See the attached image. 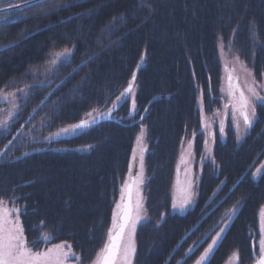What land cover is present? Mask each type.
<instances>
[{"label": "trees", "instance_id": "obj_1", "mask_svg": "<svg viewBox=\"0 0 264 264\" xmlns=\"http://www.w3.org/2000/svg\"><path fill=\"white\" fill-rule=\"evenodd\" d=\"M14 12L16 20L0 22V91L27 94L0 132V201L16 204L26 244L36 253L64 244L79 264L97 261L145 130L146 219L133 232V264H193L233 209L206 264L233 253L251 264L264 206V104L242 143L224 126L192 208L173 213L171 192L182 140L199 161L201 112L221 105L218 43L264 77V0H46ZM62 49H73L70 58L43 75ZM133 74V100H121L109 121L45 141L86 113L112 109Z\"/></svg>", "mask_w": 264, "mask_h": 264}, {"label": "rangeland", "instance_id": "obj_2", "mask_svg": "<svg viewBox=\"0 0 264 264\" xmlns=\"http://www.w3.org/2000/svg\"><path fill=\"white\" fill-rule=\"evenodd\" d=\"M7 1L8 0H0V8L9 7L7 6ZM24 1L25 0H22V2ZM14 11L16 10L13 9L3 14H0V22L7 23L16 20L20 16L19 15L20 13L19 12L16 13ZM217 50L221 65V83H220L221 105L219 109L215 111L212 115H205L203 112H201V119H202L201 132L203 133L204 141H203V152L199 161L196 160L192 147L193 145L190 140L188 139L182 140L179 146L177 168L174 174L172 192H171V197H172L171 210L173 213H182L192 208V206L194 205L196 199V189L200 179L202 164L205 162H212L213 160L212 149L215 140L218 137L222 141H224L225 139L223 133L224 126L230 123L235 133L236 142L237 144H240L243 142L246 134L249 132V129L254 124L256 115L254 118L251 117V107H252L251 105H249V108L247 110L249 112L250 118L252 119V123L247 128L243 123V117L241 115V93H243L244 97L251 98V92L249 91V89L254 88L255 91L264 94V77H262L261 80L259 81L256 80L253 77L252 72L244 65V63H242L238 59V57L231 56L222 43H218ZM72 52L73 49H62L50 54L49 61L45 64L42 74L45 76H49L55 70V68L58 66L60 62L66 61L70 58ZM26 94H27L26 88L14 90V91H0V132L8 131L10 124L13 122L18 112L19 102L26 96ZM133 95H134V90H132L129 94H127L125 98L116 100L111 108L114 109L115 107H117L121 100H125V99L133 100ZM258 103L261 102L257 101L255 103V106ZM197 107L200 111H202V103L200 99L198 100ZM91 113H92V117L98 118L99 115H101V113L99 112H91ZM92 117L86 115L85 120H91ZM66 128L70 129L71 126ZM76 133L78 132L69 131L65 133L59 130L57 132H53L52 134H50L45 141L49 142V141L57 140L59 138L73 136ZM146 146H147L146 134H145V130H142V132L138 134V136L135 139L134 147L132 151V157L130 160L129 173L126 181L123 183L121 187V194L115 206V212L117 213L120 207L121 197L124 193V187L126 186L125 184L129 180V177L133 176L134 177V191H133L134 208H133L132 221H135V227L137 224L143 222L146 219L145 210H144V197H143V186L145 182V174L143 169V155L145 153ZM262 166L263 165L261 164L256 169L255 172H257L258 169L260 170ZM189 196L191 197V203L185 205L184 211H180L178 208L173 209V204L179 205L185 200V198ZM15 205L14 202L0 201V228H3L7 232H10L12 235L16 234L17 228L21 229L19 223V216H18L19 210ZM236 212L237 210H235V212L229 211L227 214L228 217L219 224L218 229L212 235L208 245L211 244L213 239L217 237V233H220V237L219 239H217V243L215 244L213 250L210 252L207 259L204 262H202V264H206V262L209 260L210 256L212 255L213 251L219 244L221 238L223 237L225 231L227 230L230 224L231 219L233 218ZM138 216L139 219H137ZM262 225H264V206H261L257 212L258 238L256 242L257 248L254 254L256 257L262 254L259 246ZM221 229H223L222 233H221ZM129 238L134 243V233L131 229V223L127 229L123 243L127 244ZM42 240L44 242L49 241L48 237L46 238V236ZM208 245L203 250L201 255L208 248ZM25 246L28 250H30L33 256H35L36 254H45L39 261V264H79L77 256L74 253H72L69 250V248L64 244L48 246L45 251L43 250L40 253L34 252V250H32V248L29 245H27L26 242H25ZM133 257L134 254H132L130 257L131 264H133ZM196 261L193 264H196ZM239 263L240 261L237 254L233 253L227 258V260L223 264H239ZM92 264H97V261H95Z\"/></svg>", "mask_w": 264, "mask_h": 264}, {"label": "snow or ice", "instance_id": "obj_3", "mask_svg": "<svg viewBox=\"0 0 264 264\" xmlns=\"http://www.w3.org/2000/svg\"><path fill=\"white\" fill-rule=\"evenodd\" d=\"M135 80V74H133V80L129 82L128 87L117 97V100L125 98L128 93L132 91V83ZM251 98L244 97L243 93H241V115L243 117V123L245 127H249L252 123V119L250 118L248 108L251 105V117L254 118L256 115L255 112V103L257 101L264 104V94L257 92L254 88H250ZM135 109V101H133V110ZM87 116L92 117V113H86ZM97 122V117H92L91 120H81L79 123L72 125L71 128L61 129L62 132L76 131L79 129H85L90 127L92 124ZM11 143V142H10ZM142 166V165H141ZM260 173L258 169L257 172L253 173V177L255 178ZM191 203V197L185 198V200L179 204H173V209H179L180 211H184L185 205ZM235 212V209L232 210ZM139 219V216L137 217ZM161 219H163V214L161 215ZM125 224H121L119 226L118 231H109V240L106 245L104 252L105 256L103 258L102 264H131V255L135 253V245L129 238L127 244L122 243L123 237L125 236V227H127L128 216L125 213ZM131 229L134 232L135 229V221H131ZM223 229H221V233ZM220 233H217V237L213 239L212 243L208 245V248L205 252L199 257L196 261V264H202L204 262L210 252L213 250L215 244L217 243V239H219ZM259 246L261 250V257L258 261V264H264V225L261 226V238L259 241ZM191 251V249L189 250ZM45 254H36L32 255L30 250H28L25 246V241L23 239V231L22 229L17 228L16 234L12 235L10 232H7L3 228H0V264H39V261ZM187 255V253H186ZM179 264V262H178Z\"/></svg>", "mask_w": 264, "mask_h": 264}, {"label": "water", "instance_id": "obj_4", "mask_svg": "<svg viewBox=\"0 0 264 264\" xmlns=\"http://www.w3.org/2000/svg\"><path fill=\"white\" fill-rule=\"evenodd\" d=\"M44 1H46V0H30V1H27V2H25L23 4H19L17 6L0 9V14H3L5 12L9 11V10L20 9V8H25V7H28V6H32V5H35V4H38V3H42ZM132 86H133V83H132ZM113 113H114V110L106 113L104 116L98 118L97 122L92 124L91 126H94V125L109 121ZM81 130H84V129L76 130V132H79ZM132 193H133V178H130L129 183L127 184V186L125 188V193H124V195L122 197V201H121V207H120V209H119V211H118V213L116 215V225H115V228L113 229V231H118L119 230V226L121 224H125L126 223V221H125V213H127L128 223H127V227H125V230H124L125 231V235H126L128 227L130 225V222L132 220V214H133ZM124 239H125V236L123 237L122 243L124 242ZM108 240H109V236H108L106 245L108 244ZM106 245H105V247H106ZM261 255L252 264H258V261H259ZM104 256H105V252L103 250L98 264H102Z\"/></svg>", "mask_w": 264, "mask_h": 264}]
</instances>
